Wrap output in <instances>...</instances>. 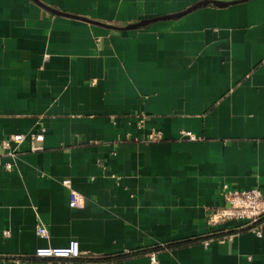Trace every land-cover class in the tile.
Masks as SVG:
<instances>
[{"label": "crops", "instance_id": "crops-1", "mask_svg": "<svg viewBox=\"0 0 264 264\" xmlns=\"http://www.w3.org/2000/svg\"><path fill=\"white\" fill-rule=\"evenodd\" d=\"M38 1L70 16L0 0V264H264V218L207 224L223 185L264 195V0Z\"/></svg>", "mask_w": 264, "mask_h": 264}, {"label": "built area", "instance_id": "built-area-1", "mask_svg": "<svg viewBox=\"0 0 264 264\" xmlns=\"http://www.w3.org/2000/svg\"><path fill=\"white\" fill-rule=\"evenodd\" d=\"M190 140H195L191 133H184ZM157 135H152L151 139H157ZM29 140L31 143V151L39 152L44 149L43 143L45 140V129H41L37 133L31 135H15L9 139L1 142V148L6 152V155L13 157L15 154V146L23 144ZM6 171L12 170V165L5 166ZM221 196L227 206L217 208L210 212L207 217V224L210 227H219L227 223H237L240 229L248 228L258 237L262 236L258 223L264 218V195L258 189L252 190H233L227 185H223L221 189ZM85 205L83 196L76 192H72L70 207L79 208ZM8 233H6L7 235ZM36 234L39 238L49 239V230L42 223L36 226ZM38 259H77L81 256L80 245L77 241L73 240L67 247L52 248L43 247L38 248L35 252ZM151 264H157L154 255L151 256Z\"/></svg>", "mask_w": 264, "mask_h": 264}, {"label": "water", "instance_id": "water-1", "mask_svg": "<svg viewBox=\"0 0 264 264\" xmlns=\"http://www.w3.org/2000/svg\"><path fill=\"white\" fill-rule=\"evenodd\" d=\"M33 1L36 2L37 4H39L40 6H42L43 8H45L47 11H49V12L55 14V15L70 16V15H66L64 13H61V12L55 10V9H52L50 7H47L44 4L40 3V1H38V0H33ZM205 4H212V5L216 6V7L224 8V7H227V6H229V5L233 4V3H219V2H215V1H211V2H208V3H202V4L195 5V6L191 7L190 9H188L187 11L179 14L178 16L186 15L189 12L193 11L194 9L198 8L199 6L205 5ZM166 18H174V17H166ZM83 20H85L87 22H90V23L98 24V25H101V26H104V27H107V28L118 29V28H114L112 26H107V25L95 22V21H90V20H86V19H83ZM153 21H155V20H144V21H141L140 23H137V24H134V25H130V26L126 27V28L118 29V30L127 31V30H135V29H138V28H143V27H146L149 24H151Z\"/></svg>", "mask_w": 264, "mask_h": 264}, {"label": "trees", "instance_id": "trees-1", "mask_svg": "<svg viewBox=\"0 0 264 264\" xmlns=\"http://www.w3.org/2000/svg\"><path fill=\"white\" fill-rule=\"evenodd\" d=\"M244 230H249L248 228H246V229H241V231H244Z\"/></svg>", "mask_w": 264, "mask_h": 264}]
</instances>
